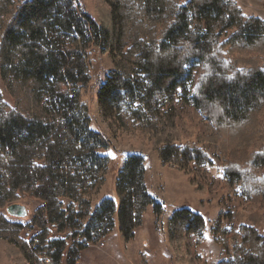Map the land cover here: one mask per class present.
<instances>
[{
    "label": "trees",
    "instance_id": "obj_1",
    "mask_svg": "<svg viewBox=\"0 0 264 264\" xmlns=\"http://www.w3.org/2000/svg\"><path fill=\"white\" fill-rule=\"evenodd\" d=\"M75 2L0 0V80L12 100L0 92V237L14 241L32 264H78L84 243L76 238L99 240L117 216L130 240L149 206L161 214L138 154L122 162L118 207L111 199L92 207L109 159L98 154L107 141L91 128L83 95L91 79L86 53L103 40L112 68L96 99L111 133L146 136L164 165L181 170L210 163L199 144H215L225 178L263 208L264 21L244 14L235 0H107L110 18L97 23ZM192 63L196 73L188 69ZM181 89L215 128L198 143H182L176 125ZM24 198L40 202L32 218L26 225L8 220L1 211ZM166 226L170 245L189 235L198 244L206 220L180 208ZM66 231L75 250L58 236ZM213 234L229 249L230 264H264V238L255 227L229 233L218 223Z\"/></svg>",
    "mask_w": 264,
    "mask_h": 264
},
{
    "label": "rangeland",
    "instance_id": "obj_2",
    "mask_svg": "<svg viewBox=\"0 0 264 264\" xmlns=\"http://www.w3.org/2000/svg\"><path fill=\"white\" fill-rule=\"evenodd\" d=\"M75 3L81 11L97 23L106 22L110 18L111 6L107 0H76ZM237 4L240 7L239 2ZM261 4H264V0ZM241 11L243 12L242 9ZM102 48H104V40L98 46L91 45L86 53L91 79L83 95V100L88 104L91 126L101 130L107 141V146L98 149V154L107 156L109 159L103 183L92 195V207L97 208L104 199L109 198H113L118 207L116 179L122 162L128 155L138 154L144 158L145 186L155 201L161 204L162 212L156 216L154 207L149 206L143 214L141 225L135 229L134 236L130 240L122 237L118 228V219L115 216V227L109 233L110 239H107L108 234L97 241H88L84 244V248L79 250L77 263L124 264L120 260L123 249L119 247V244L121 246L126 242L132 244L130 247L132 250L134 246L137 248L136 261L132 259L127 261V264H149L151 263L149 257L141 249L143 244L141 240L147 239L152 245L145 250L154 254L151 264H230V251L215 241L213 229L219 223L229 233H233L240 225H249L255 227L264 238V207L249 204L240 194L238 187L225 178L219 149L215 144L210 142L199 144L208 154L210 163L192 162L186 170H181L164 165L159 159L153 141L146 136L135 131H119L113 135L101 114L96 99L101 82L112 68L111 55L103 54ZM114 50L111 48V52L114 53ZM187 66L192 73L198 71L196 63ZM1 81L2 98L12 105V100L4 88V82ZM185 94L187 91L181 89L175 99V106L180 111L176 125L182 135V143H198L197 139L200 135L214 134L215 128L196 107L186 103ZM193 182L197 185H193ZM15 203L27 210L25 217L11 216L6 209L1 212L8 220L22 225L29 222L34 210L40 204L38 200L30 198H24ZM180 208H188L205 218L206 229L200 243H196L194 235H189L180 245L169 244L166 223L172 212ZM25 235L27 234L22 232V236ZM58 236L61 238L64 235ZM68 238L69 250H75V245L71 243L70 237ZM126 246L123 245V247ZM0 264H32V262L23 256L14 241L10 242L7 238L0 237Z\"/></svg>",
    "mask_w": 264,
    "mask_h": 264
},
{
    "label": "crops",
    "instance_id": "obj_3",
    "mask_svg": "<svg viewBox=\"0 0 264 264\" xmlns=\"http://www.w3.org/2000/svg\"><path fill=\"white\" fill-rule=\"evenodd\" d=\"M236 1L239 2L240 7L243 10L244 14H246L248 16L258 17L264 21V4H261V1H263V0H249V1L248 0H236ZM91 128L102 134L101 130H99L98 128H95L94 126H91ZM147 191L151 194V192L148 189H147ZM111 200H113V198H111ZM107 239H110V234L107 236ZM141 241L143 242V244H141L142 242H140L141 249H143V251L149 257L150 262L152 263V257H153L152 255H154V254L148 253L145 250V248L151 247L152 243H150L147 239H142ZM111 244H112V246L114 245L113 242ZM123 245H127V246L123 247ZM123 245L120 246V244H119V247H122V249H123V253L121 254L120 260H122L124 264H127L128 263L127 261H131L132 259L135 262L136 256H137V248H135V246H134L135 250H134V248L132 250L130 248L132 244H129L126 242ZM113 252H115V250H113ZM151 263H149V264H151Z\"/></svg>",
    "mask_w": 264,
    "mask_h": 264
},
{
    "label": "water",
    "instance_id": "obj_4",
    "mask_svg": "<svg viewBox=\"0 0 264 264\" xmlns=\"http://www.w3.org/2000/svg\"><path fill=\"white\" fill-rule=\"evenodd\" d=\"M6 211L11 216L23 218L27 215V210L20 204H11L6 208Z\"/></svg>",
    "mask_w": 264,
    "mask_h": 264
},
{
    "label": "built area",
    "instance_id": "obj_5",
    "mask_svg": "<svg viewBox=\"0 0 264 264\" xmlns=\"http://www.w3.org/2000/svg\"><path fill=\"white\" fill-rule=\"evenodd\" d=\"M1 81V80H0ZM2 82V81H1ZM3 83V82H2ZM4 88H5V85H4ZM1 91V90H0ZM27 234V235H25V236H27V237H29L30 238V236H32L34 233L33 232H31V231H25L24 232V234ZM54 234H56L55 233V231L54 230H52V235H54ZM63 235L64 236H62L61 237V239H65V241L67 242V244H68V240L67 239H69L68 237H70V239H71V243L72 244H74V239L72 238V236H71V232L70 231H66V232H64L63 233ZM56 236H57V234H56ZM56 236H54V237H56ZM76 240L78 241V242H80V243H84V244H87V241H85L84 239H81V238H76ZM69 247V246H68Z\"/></svg>",
    "mask_w": 264,
    "mask_h": 264
}]
</instances>
